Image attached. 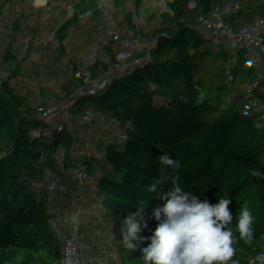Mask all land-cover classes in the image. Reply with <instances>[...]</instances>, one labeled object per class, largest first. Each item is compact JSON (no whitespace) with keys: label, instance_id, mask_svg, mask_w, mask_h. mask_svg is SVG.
I'll list each match as a JSON object with an SVG mask.
<instances>
[{"label":"trees","instance_id":"trees-1","mask_svg":"<svg viewBox=\"0 0 264 264\" xmlns=\"http://www.w3.org/2000/svg\"><path fill=\"white\" fill-rule=\"evenodd\" d=\"M251 10L252 0H0V93L14 99L28 94L39 104L62 101L79 76L88 80L100 60L123 49L126 52L119 78L129 83L125 99L113 101L110 86L96 83L100 103L79 119L81 128H72L88 151L98 140L82 137L87 118L113 121L124 129L123 139L116 134V156L105 162L112 174L99 181L105 190L61 223L36 229L32 245L52 237L88 252V264H144L142 240L138 238L136 248L129 250L121 244L116 227L141 202L146 209L143 236L154 227L152 210L163 202L159 190L149 193L146 186L161 178L154 147L165 145L179 131L177 108L191 110L199 121L210 116L213 128L219 130L187 146L193 158L227 145L226 135L232 133L238 161L224 164L228 179H233L239 164L264 160V19L243 18ZM204 18L224 34V40L180 47L183 23ZM163 45L174 49L170 67L155 61ZM167 84L173 91L162 104L158 92ZM136 89L142 93L132 98ZM94 129L98 132L100 125ZM149 131L153 132L150 138ZM38 136L52 139L54 146L63 142L52 127ZM33 151L20 157L19 168ZM173 176L185 191L209 202L202 179ZM65 181L72 185L69 177ZM162 187L166 192L171 183ZM58 195L67 199L62 191L53 198ZM262 201L261 207L251 211L253 237L264 250L260 236L264 195ZM35 212L29 209L21 217L28 221ZM248 263L260 264L251 256Z\"/></svg>","mask_w":264,"mask_h":264},{"label":"built area","instance_id":"built-area-1","mask_svg":"<svg viewBox=\"0 0 264 264\" xmlns=\"http://www.w3.org/2000/svg\"><path fill=\"white\" fill-rule=\"evenodd\" d=\"M252 12L254 14L249 16ZM249 13L243 17L264 19V0H252V11ZM181 28L183 33L179 41L180 47L214 45L225 38L205 18L186 21ZM173 52L174 49L169 46L160 50L155 57L156 64L172 66ZM131 53L133 57H138L135 51ZM125 55L123 49L116 56L100 60L93 75L88 80L79 76L65 99L59 102L39 104L28 94L14 99L7 93H0V206L4 205L9 210L15 209V212L8 215H19L18 223L10 230L0 229V252L5 253L4 256L0 255V264H12L13 261L22 260L29 264H88V252L82 253L75 246L52 237H47L41 244L34 246L30 239L39 227L61 223L73 210L92 202L105 190V185H100L99 181L103 177L108 178L113 170L107 175H98L94 170L86 169L89 156L73 149L76 143L67 136L68 127L82 126L79 119L86 117L92 106L100 103V96L95 89L96 83L110 86L109 98L113 101L121 102L125 99L129 83L119 79L125 66ZM164 87L168 92L173 91L169 84ZM164 89L158 92L162 104L168 97ZM141 93V89H136L132 98ZM176 119L179 131L165 145L154 147L156 157L168 154L173 159H178L180 168L173 174L180 173L191 181L202 179L209 203H218L221 196L230 199L232 202L229 210L233 214L234 223L241 205L246 203L250 210L261 207L264 179L253 175V171L264 174V160L259 163L239 164L230 180L224 164L238 161L232 133L226 135L225 139L230 138L227 145L215 147L212 152L193 158L187 146L207 139L209 134L216 135L219 130L213 128L210 116L199 121L191 110L185 112L177 108ZM94 120L99 122L98 119H92ZM50 127L54 129L56 137L63 141L60 146H54L50 138L37 137L42 130L48 133ZM120 131L124 129L121 128ZM152 135L151 131L147 133L149 138ZM32 148L34 151L24 159L19 168L20 157ZM93 157L98 156L95 154ZM167 171L171 173L172 170ZM66 177H69L71 186L65 181ZM59 191L67 194L66 200H61L59 195L53 198ZM32 208L36 210L35 214L28 221L21 220L20 216ZM260 236L264 237V222ZM234 248V263L249 264L248 258L251 256L262 264L264 250L253 236L248 243L237 237Z\"/></svg>","mask_w":264,"mask_h":264},{"label":"clouds","instance_id":"clouds-1","mask_svg":"<svg viewBox=\"0 0 264 264\" xmlns=\"http://www.w3.org/2000/svg\"><path fill=\"white\" fill-rule=\"evenodd\" d=\"M158 162L161 178L146 186L149 193L159 190L163 202L152 210L151 217L156 223L149 235L143 236L146 209L141 202L136 211L121 221V244L134 250L135 241L141 239L144 264H229L235 255V233L245 243L252 239L254 216L249 206L241 205L233 226L230 199L221 196L216 204L201 200L185 191L178 177L173 176L180 168L178 159L163 154ZM253 175L264 179V174L253 171ZM166 182L171 187L165 192L162 185Z\"/></svg>","mask_w":264,"mask_h":264},{"label":"rangeland","instance_id":"rangeland-1","mask_svg":"<svg viewBox=\"0 0 264 264\" xmlns=\"http://www.w3.org/2000/svg\"><path fill=\"white\" fill-rule=\"evenodd\" d=\"M164 48H166V45H163L160 49H164ZM164 93L167 94L168 90L164 89ZM86 123H88V126H85V128L83 129L82 137H84V139L86 140L96 139V138L98 140L97 142L95 140L96 143L95 142L92 143V147L89 151L83 145L81 138H79L81 135L76 136L75 131L74 130L72 131L73 126H70V128L68 127L67 136L71 138L72 141L74 140L75 142L76 141L78 142L77 145L73 147V149L76 152L79 151V152H82V154L84 153L85 155L89 156L87 157L88 162L85 165L86 169L90 171L94 170L98 175L100 174L107 175L108 169H110V167H107L105 165V162L110 161L113 157H115L116 152H117L116 134L118 130H117L116 123L113 121H101V120L99 122H97V120L92 121L91 118H87ZM96 124L101 126V129L98 132H96L94 129V126H96ZM79 128H81V126ZM75 138H77V140H75ZM95 154L98 157H100L99 158L100 161L94 159L93 156ZM97 165L100 168L97 167ZM116 228L118 232H120L121 226L117 225Z\"/></svg>","mask_w":264,"mask_h":264},{"label":"crops","instance_id":"crops-1","mask_svg":"<svg viewBox=\"0 0 264 264\" xmlns=\"http://www.w3.org/2000/svg\"><path fill=\"white\" fill-rule=\"evenodd\" d=\"M252 11V10H251ZM247 13H249V12H247ZM246 13V14H247ZM246 14H244V15H246ZM254 13L252 12V13H249L248 15L250 16V15H253ZM171 93V91H169L168 92V95L167 96H169V94ZM168 98V97H167ZM70 124H71V121H70ZM118 124L116 123V126H117ZM100 128H101V126H100ZM120 127H118L117 126V134L118 135H120V139H123L124 138V132L122 131H120ZM122 134V135H121ZM100 157H94V159H96V160H98V161H100V159H99ZM107 158V157H106ZM46 164H48L47 162H46ZM17 207V209H18V206H16ZM4 211H6L5 212V214H3L4 213ZM9 211H12V212H9ZM13 212H15V209L13 208L12 210H9L8 209V207H6V206H4V205H2V206H0V213H1V216H0V229L1 230H5V231H8V230H10L15 224H17L18 223V220H19V215L18 214H14V215H8V214H10V213H13ZM3 214V215H2ZM20 218H21V220H23V218L20 216Z\"/></svg>","mask_w":264,"mask_h":264}]
</instances>
